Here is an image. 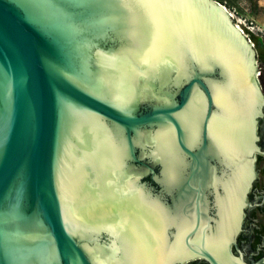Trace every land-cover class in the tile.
<instances>
[{"label":"water","instance_id":"water-1","mask_svg":"<svg viewBox=\"0 0 264 264\" xmlns=\"http://www.w3.org/2000/svg\"><path fill=\"white\" fill-rule=\"evenodd\" d=\"M262 107L216 0H0V264H228Z\"/></svg>","mask_w":264,"mask_h":264},{"label":"flooded vegetation","instance_id":"flooded-vegetation-1","mask_svg":"<svg viewBox=\"0 0 264 264\" xmlns=\"http://www.w3.org/2000/svg\"><path fill=\"white\" fill-rule=\"evenodd\" d=\"M254 39L252 46L255 50L257 78L263 94V107L256 126L254 177L244 199L240 225L227 251L228 264H264V42L258 37ZM174 264L211 263L204 257L194 256Z\"/></svg>","mask_w":264,"mask_h":264},{"label":"rangeland","instance_id":"rangeland-1","mask_svg":"<svg viewBox=\"0 0 264 264\" xmlns=\"http://www.w3.org/2000/svg\"><path fill=\"white\" fill-rule=\"evenodd\" d=\"M225 7L233 23H238L253 42H264V0H216Z\"/></svg>","mask_w":264,"mask_h":264},{"label":"built area","instance_id":"built-area-1","mask_svg":"<svg viewBox=\"0 0 264 264\" xmlns=\"http://www.w3.org/2000/svg\"><path fill=\"white\" fill-rule=\"evenodd\" d=\"M236 26L242 31V33H244V30H243V28L242 27H240V25L238 24V23H236ZM246 36H247V38H248V40L252 43V41H251V38H250V36H249V34H246Z\"/></svg>","mask_w":264,"mask_h":264},{"label":"bare ground","instance_id":"bare-ground-1","mask_svg":"<svg viewBox=\"0 0 264 264\" xmlns=\"http://www.w3.org/2000/svg\"><path fill=\"white\" fill-rule=\"evenodd\" d=\"M175 249L177 250V248H174V250H175ZM176 250H175V251H176Z\"/></svg>","mask_w":264,"mask_h":264}]
</instances>
